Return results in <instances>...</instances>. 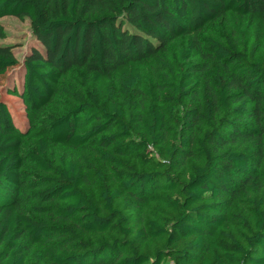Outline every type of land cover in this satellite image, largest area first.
I'll list each match as a JSON object with an SVG mask.
<instances>
[{
  "label": "trees",
  "instance_id": "trees-1",
  "mask_svg": "<svg viewBox=\"0 0 264 264\" xmlns=\"http://www.w3.org/2000/svg\"><path fill=\"white\" fill-rule=\"evenodd\" d=\"M5 17L44 50L24 61L34 147L0 98V264H264V0H0Z\"/></svg>",
  "mask_w": 264,
  "mask_h": 264
},
{
  "label": "rangeland",
  "instance_id": "rangeland-1",
  "mask_svg": "<svg viewBox=\"0 0 264 264\" xmlns=\"http://www.w3.org/2000/svg\"><path fill=\"white\" fill-rule=\"evenodd\" d=\"M4 36L0 39V46L11 50V55L0 54V98L8 105L15 125L27 134L25 142L30 149L34 147L36 134L40 127L34 129L28 107L21 97L25 82L26 71L24 61L34 50L43 52V46L34 36L29 19L20 20L14 17L0 19ZM154 65L146 63V72H152ZM49 157L52 159L63 157H76V153L56 147L50 148Z\"/></svg>",
  "mask_w": 264,
  "mask_h": 264
}]
</instances>
